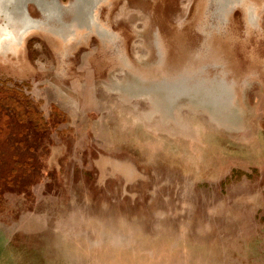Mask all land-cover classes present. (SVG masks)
Returning <instances> with one entry per match:
<instances>
[{"label": "rangeland", "instance_id": "1", "mask_svg": "<svg viewBox=\"0 0 264 264\" xmlns=\"http://www.w3.org/2000/svg\"><path fill=\"white\" fill-rule=\"evenodd\" d=\"M212 5L103 0L108 32L0 55V264H264V0L210 35ZM163 73L234 97L167 109Z\"/></svg>", "mask_w": 264, "mask_h": 264}, {"label": "bare ground", "instance_id": "2", "mask_svg": "<svg viewBox=\"0 0 264 264\" xmlns=\"http://www.w3.org/2000/svg\"><path fill=\"white\" fill-rule=\"evenodd\" d=\"M102 1L103 0H70L65 4L61 0H0V55L5 58H10L14 53L16 55L18 47H21L24 43V41H22L23 38L25 36H30L35 32L52 34L60 39L62 43L69 42L70 38L75 39V37L83 36L84 32L85 34L88 33L86 30L94 33L95 31H99L100 28L101 30L108 32L109 30L100 22L98 16V8ZM211 1L213 2V5L211 6L210 12L213 16L214 24L210 25V28L212 29L210 35L213 30L221 31L223 29L222 23L224 24V20L227 19L229 11L238 4L242 5L245 2V0ZM28 3V7H35L37 5L39 9L36 7L35 9L40 16H34L30 10H28V14L24 12L25 6ZM253 9L256 10V7L249 6L247 8L248 20L251 25L254 23L253 17L256 12ZM98 36H101L100 38L103 37L101 34ZM109 39L112 40L113 36L110 35ZM211 45L212 44L210 43L209 46ZM222 49L223 46L220 44L218 50ZM204 58H202V56H198V58L193 57L195 61ZM21 62L19 61V65H21ZM193 68L194 67L191 63L190 65H186L183 67L184 71L182 74H188L190 70H194ZM163 74L162 77L154 80L152 86L163 93L165 103L166 101L168 103L164 106L167 109L175 106V104L183 97L200 100L204 104L208 102V104H211L213 108L215 107L216 109L228 106L234 97L232 95V86L227 84L223 79H209L203 77L192 86V84L185 85V82L181 81V78H175L174 75L169 79L165 73ZM179 83L180 86H178ZM222 93H224V97L219 96Z\"/></svg>", "mask_w": 264, "mask_h": 264}, {"label": "crops", "instance_id": "3", "mask_svg": "<svg viewBox=\"0 0 264 264\" xmlns=\"http://www.w3.org/2000/svg\"><path fill=\"white\" fill-rule=\"evenodd\" d=\"M0 232H3L5 234L6 237V242L9 241V239L12 237V229H10L8 226H4L3 223H0ZM11 240V239H10Z\"/></svg>", "mask_w": 264, "mask_h": 264}, {"label": "water", "instance_id": "4", "mask_svg": "<svg viewBox=\"0 0 264 264\" xmlns=\"http://www.w3.org/2000/svg\"><path fill=\"white\" fill-rule=\"evenodd\" d=\"M28 5H29V3L25 6V11L24 12H26L27 14H28ZM36 8H38L37 7V5L35 6ZM39 9V8H38ZM247 13V12H246ZM27 36H25L24 38H23V40L22 41H24V39L26 38Z\"/></svg>", "mask_w": 264, "mask_h": 264}, {"label": "flooded vegetation", "instance_id": "5", "mask_svg": "<svg viewBox=\"0 0 264 264\" xmlns=\"http://www.w3.org/2000/svg\"><path fill=\"white\" fill-rule=\"evenodd\" d=\"M12 55H14L15 57H17V55H15V53H14V54H12Z\"/></svg>", "mask_w": 264, "mask_h": 264}]
</instances>
